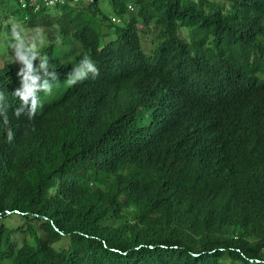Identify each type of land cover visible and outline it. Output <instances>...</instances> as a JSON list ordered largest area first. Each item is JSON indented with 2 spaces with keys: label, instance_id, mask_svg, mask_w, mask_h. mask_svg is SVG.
Returning a JSON list of instances; mask_svg holds the SVG:
<instances>
[{
  "label": "trees",
  "instance_id": "trees-1",
  "mask_svg": "<svg viewBox=\"0 0 264 264\" xmlns=\"http://www.w3.org/2000/svg\"><path fill=\"white\" fill-rule=\"evenodd\" d=\"M48 1L0 0V264H264V0Z\"/></svg>",
  "mask_w": 264,
  "mask_h": 264
},
{
  "label": "clouds",
  "instance_id": "clouds-1",
  "mask_svg": "<svg viewBox=\"0 0 264 264\" xmlns=\"http://www.w3.org/2000/svg\"><path fill=\"white\" fill-rule=\"evenodd\" d=\"M11 36L14 43L9 45L14 50V57L22 64V68L17 75L20 76V87L14 91V95L19 97L22 104H27L30 110H34L38 104L37 91L48 92L51 84L48 80H41L37 83L39 77L36 75V70L32 68L31 58L28 55L29 50L24 48L21 43V36L16 31L17 24L10 21ZM41 69L45 67L43 63L39 66ZM97 67L94 61L87 55H83L81 59L72 66L71 71L65 74V84L72 85L80 80L87 79L89 75L95 76L97 74ZM55 78V74H51ZM10 135V133H9Z\"/></svg>",
  "mask_w": 264,
  "mask_h": 264
},
{
  "label": "rangeland",
  "instance_id": "rangeland-1",
  "mask_svg": "<svg viewBox=\"0 0 264 264\" xmlns=\"http://www.w3.org/2000/svg\"><path fill=\"white\" fill-rule=\"evenodd\" d=\"M104 5V4H103ZM30 33V31H23V34L26 36V38H32V35L31 34H29ZM20 34L22 35V33L20 32ZM151 37V36H150ZM146 45H147V48H148V50L149 49H151L152 48V46L151 45H149V41H147V43H146ZM8 54H4V56L6 57ZM11 223L13 224V225H15V224H17V225H19V226H21L22 225V221L21 220H12L11 221ZM14 238H15V243H16V245H20V243L22 242V239H23V236L21 235V234H16L15 236H14Z\"/></svg>",
  "mask_w": 264,
  "mask_h": 264
},
{
  "label": "built area",
  "instance_id": "built-area-1",
  "mask_svg": "<svg viewBox=\"0 0 264 264\" xmlns=\"http://www.w3.org/2000/svg\"><path fill=\"white\" fill-rule=\"evenodd\" d=\"M53 2H54V1L50 0V1L47 2V4H48V5H51V4H53Z\"/></svg>",
  "mask_w": 264,
  "mask_h": 264
}]
</instances>
